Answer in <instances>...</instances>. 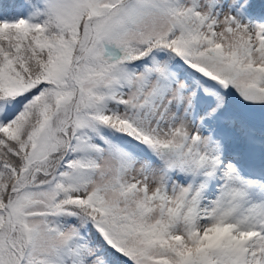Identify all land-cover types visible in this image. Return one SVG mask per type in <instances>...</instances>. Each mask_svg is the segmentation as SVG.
I'll use <instances>...</instances> for the list:
<instances>
[{
    "label": "snow or ice",
    "instance_id": "6c2138e0",
    "mask_svg": "<svg viewBox=\"0 0 264 264\" xmlns=\"http://www.w3.org/2000/svg\"><path fill=\"white\" fill-rule=\"evenodd\" d=\"M0 264H264V0L0 6Z\"/></svg>",
    "mask_w": 264,
    "mask_h": 264
},
{
    "label": "trees",
    "instance_id": "16d2710c",
    "mask_svg": "<svg viewBox=\"0 0 264 264\" xmlns=\"http://www.w3.org/2000/svg\"><path fill=\"white\" fill-rule=\"evenodd\" d=\"M21 3V0H0V6L7 5L9 6V11H14L15 6L19 5Z\"/></svg>",
    "mask_w": 264,
    "mask_h": 264
}]
</instances>
